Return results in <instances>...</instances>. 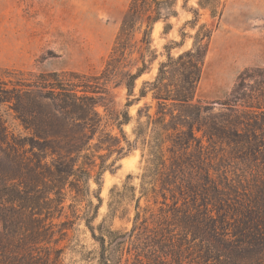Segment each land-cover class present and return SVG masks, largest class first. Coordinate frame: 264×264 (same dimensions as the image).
<instances>
[{"label": "rangeland", "instance_id": "obj_1", "mask_svg": "<svg viewBox=\"0 0 264 264\" xmlns=\"http://www.w3.org/2000/svg\"><path fill=\"white\" fill-rule=\"evenodd\" d=\"M130 1L0 0V80L8 87L9 79L58 73L85 75L93 83V78L104 70L114 49ZM197 2L188 0L187 8L195 9L198 26L203 25L211 32L193 99V104L202 108L198 124L204 128L214 121L228 127L226 121L236 118L234 127L229 128L233 132L230 140L212 143L194 131L195 137L204 147V153H201L203 162L207 163L209 179L218 194H233L237 199L235 208L239 203L241 206L244 203L251 206L257 188L264 189V112L245 107L240 100L250 101L251 106L264 104V0H214L212 5L218 13L214 17L208 8H199ZM181 4L182 0H178V14L168 21L172 28L167 34L164 33L165 23L158 22L153 26L150 49L147 51L146 46L140 43L141 34L134 33L117 66L114 79L106 85V92L98 95L103 97V102L113 114L112 118L124 110L127 102L122 75L141 67L140 58L144 56L146 69L134 82L133 98H136L143 83L151 82L156 77L159 63L165 60L164 47L170 42L180 41V28L193 18L190 13L181 10ZM184 31L186 38L183 45L171 51L174 57L192 47L191 37L195 31L190 26H185ZM145 105L151 106L149 113L153 114L154 103L150 94L126 109L130 121L121 128L133 148L113 167L105 170L99 187L90 180L87 200L92 202V206L85 202L74 206V194L66 190L62 204L64 209L58 211L54 195H46L43 185L35 183L31 189H27L24 182L17 179L16 175L24 172L23 163L17 165L15 158L14 162L8 160V144H0V198H3V206L0 207V243L8 248V252H2L0 247V264H99L100 244L92 237L84 220L85 215L93 214V207L97 204V216L91 222L96 237L100 234L98 226L102 223L106 228L111 227L120 233L128 232L138 211L140 219L145 218L148 227L153 228L152 221L159 219L162 211L173 218L175 211L181 214L185 210H182L183 204H189L191 212L193 209H204L199 197L194 201L177 195L176 201L166 192L164 201L157 193L154 204L151 194L141 196V176L147 152L141 144L142 139L136 140V132L138 110ZM96 111L104 119V131L120 137L115 127L116 121L106 118L101 105L97 106ZM0 116L7 132L25 136L7 106L0 105ZM140 124L144 127L145 138L149 133L143 115ZM198 142L191 141L187 156L189 161L195 162L197 159ZM250 145L256 146L254 153L248 152ZM121 146H124L123 142ZM169 147V142L163 145L165 159L169 157ZM28 157L31 154L26 152L21 159ZM114 158L116 155L107 159L106 165ZM200 174L199 170L188 167L186 179L196 188L199 183L195 182ZM155 182L159 192L162 180ZM9 193L11 196L6 195ZM96 197L100 198V202ZM208 200V204L211 203L212 197ZM208 209L211 217L216 218V208L209 205ZM30 224L38 227L40 236L47 234L49 244L40 242L26 251H17L14 246L32 233ZM173 234L175 240H180L176 229ZM141 239L135 233L121 247L118 255L115 254V260L120 257V264H151L146 253L149 251L145 247L136 257V247L143 248ZM169 258L167 256V261H160V264H173ZM259 258L261 260L246 256L242 263L264 264V254Z\"/></svg>", "mask_w": 264, "mask_h": 264}, {"label": "trees", "instance_id": "obj_2", "mask_svg": "<svg viewBox=\"0 0 264 264\" xmlns=\"http://www.w3.org/2000/svg\"><path fill=\"white\" fill-rule=\"evenodd\" d=\"M213 1L198 0L197 5L202 9L208 8L214 17L217 12L212 5ZM187 2L182 0L180 8L193 16L184 23V27L190 26L195 31L191 37L192 47L176 57L171 55L173 49L181 48L186 38L184 27H181L180 41L170 42V45L164 47L165 60L159 63L154 80L144 82L138 96L133 98L134 82L146 69L144 56H141V67H137L135 72L122 75L127 102L124 110L113 118L103 97L98 95L105 93L106 85L114 79L117 66L134 33L141 34L140 43L146 46L147 51L156 23H165L166 34L171 30L168 21L178 14V0H131L105 68L98 77L93 78L96 82H90L85 75L58 73H41L28 79H9L8 87L0 80V105L7 106L25 133V136H21L7 132L0 116V144H8V160L14 162L17 159V165L23 163L24 172H19L16 177L24 182L25 188L31 189L35 183H40L45 187L46 195H54L53 200L61 212L64 209L62 204L66 190L74 194V206L82 202L92 206V202L87 200L90 180L99 187L105 170L113 167L116 161L125 157L133 148L121 128L130 121L126 109L148 94L151 95L154 113L150 114L151 106L146 105L138 110L136 140L142 139L141 144L147 152L141 176V196L151 194L154 204L157 202V193L164 201L166 192L174 200L177 195L194 201L199 197L204 209H193L191 212L189 204H183L182 210H185L181 214L175 211L173 218L162 211L163 215L152 221L153 228L148 227L145 218L140 219L138 211L128 232L120 233L111 227L106 228L102 223L98 226L100 234L96 237L91 222L97 216L99 205H94L93 214L85 215L84 220L92 237L100 244L99 264H120L121 258L115 260V254L118 255L121 247L135 233L141 236L140 245H143V248L136 247V257L145 247L149 251L146 253L151 264H160V261L165 263L167 256H170L173 264H240L246 256L261 260L259 257L264 254V189L257 188L251 206L246 203L241 206L239 203L238 208H235L237 199L234 195L218 194L209 179L207 163L203 162L204 156L201 154L204 153V147L195 137L194 131L212 143L230 140L233 132L229 128L234 127L236 117L226 121L228 127H222L214 121L204 128L198 124L202 108L195 106L193 99L211 32L203 25L198 26V13L195 9H188ZM240 101L245 107L264 112V104L251 106L250 101L243 98ZM99 105L104 108L106 118L116 121L115 127L120 137L104 131V119L96 111ZM142 115L149 133L145 138L144 127L140 124ZM191 141L198 142L195 162L187 158ZM121 142L124 146H121ZM166 142L170 143L167 159L163 156V145ZM255 147L250 145L248 152L254 153ZM26 152L31 157L22 160L21 156ZM113 155L116 158L106 165L107 159ZM188 167L201 173L195 182L199 183L196 188L186 179ZM155 181L160 182L159 192L154 185ZM15 195L18 193L15 192ZM210 196L212 200L208 204ZM96 199L100 202V198ZM2 202L3 198H0V207L3 206ZM209 205L216 208V218L211 217ZM29 227L32 233L14 246L17 251H26L40 242L49 244L47 234L40 236L37 226L30 224ZM175 229L179 232L180 240H175ZM0 247L2 252H8L4 244L0 243Z\"/></svg>", "mask_w": 264, "mask_h": 264}]
</instances>
